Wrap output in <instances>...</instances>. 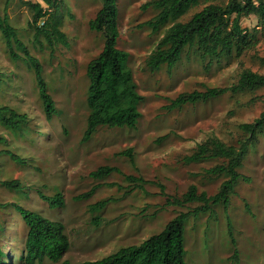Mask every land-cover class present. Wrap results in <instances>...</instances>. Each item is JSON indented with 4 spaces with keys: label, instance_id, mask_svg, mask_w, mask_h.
I'll return each instance as SVG.
<instances>
[{
    "label": "rangeland",
    "instance_id": "rangeland-1",
    "mask_svg": "<svg viewBox=\"0 0 264 264\" xmlns=\"http://www.w3.org/2000/svg\"><path fill=\"white\" fill-rule=\"evenodd\" d=\"M152 1L117 0V48L128 55L127 68L143 98L137 108L141 117L136 128L100 127L83 142L89 115L87 66L102 52L105 42L102 33L89 29V22L102 8V0H57L60 30L68 46L58 44L53 51L43 38L34 40L30 26L34 13L28 4L42 5L40 0H0V17L8 18L18 40L38 60L58 113L47 121L34 74L23 61V53L14 46L20 57L14 61L0 33V107L27 117L26 125L16 133L0 125V152L9 151L25 161L18 165L7 155L0 157V182L19 181L23 188L21 193L0 185L3 264H22L19 256L26 230L15 206L59 222L70 245L62 261L78 264L140 245L180 213L201 206H169L167 198L182 199L190 186H195L198 194L212 197L226 180L206 173L224 161L187 164L185 158L209 139L238 148L247 138L239 126L253 123L264 110V89L227 93L172 111L167 107L181 94L231 88L244 70L264 75L260 64L264 59V27L255 16L241 19L248 31L256 30L257 45L239 58L233 52L210 63L194 50L185 49L177 66H162L151 72L147 59L171 26L157 32L142 27L158 13L144 9ZM228 1L200 0L199 6L177 22L186 23L204 7L222 6ZM126 151H131L133 162L120 156ZM101 167L120 173L103 180L91 178L90 174ZM238 173L240 179L227 206L211 205L206 213L185 221L186 264H264V133L248 146ZM127 177L141 182L135 185ZM93 188L91 198L75 200ZM39 193L47 197L61 194L64 206L49 209ZM102 201H109L103 210L90 211ZM39 264L53 263L45 259Z\"/></svg>",
    "mask_w": 264,
    "mask_h": 264
},
{
    "label": "trees",
    "instance_id": "trees-1",
    "mask_svg": "<svg viewBox=\"0 0 264 264\" xmlns=\"http://www.w3.org/2000/svg\"><path fill=\"white\" fill-rule=\"evenodd\" d=\"M40 1L45 8L40 4H28L34 13L30 23L34 29V40L43 38L51 51L58 44L67 47V37L60 30L57 0ZM199 3L200 0H154L144 5V9L152 8L158 13L142 27L157 32L160 28L171 24L147 59L146 65L151 72L158 71L162 66L169 69L177 66L185 49L194 50L202 60L208 59L211 63L213 60L230 57L233 52L239 58L245 52L255 48L256 30L253 33L248 31L243 27L241 19L255 16L264 27V0H229L222 6L208 5L194 14L186 23L177 22L192 8L199 6ZM117 16V0H102V8L89 22V29L102 33L105 42L102 52L87 66L89 115L83 142H88L100 127L135 129L141 117L137 108L143 98L137 93L136 85L127 68L128 55L117 48L119 37ZM0 33L14 61L20 60L14 51V46L23 53V61L34 74L44 114L50 122L58 113L43 80L41 65L18 40L15 30L9 25L5 15L3 18L0 17ZM260 64L264 66V59H260ZM260 89H264V75L244 70L239 75L236 85L231 88H214L206 89L204 92L181 94L170 102L167 110L172 111L186 105L205 103L227 93L237 95ZM26 123V115L18 114L8 107H0V125L6 129L16 133ZM239 129L247 138L239 143L238 148L226 146L217 139H209L197 145L192 155L185 158L187 164L224 161L206 171L211 177L226 178L216 195L208 197L205 193L198 194L197 188L190 186L182 199L170 201L167 198L166 204L182 207L186 204L199 203L200 207L187 213H180L159 234L138 246L122 248L101 260L78 264H186L184 260L185 221L191 216L196 217L206 213L211 205H228L229 197L240 179L238 170L242 168L248 146L253 144L258 134L264 133V110L253 123L242 124ZM3 155L9 156L18 165L25 164L23 159L9 151H1L0 157ZM120 156H125L133 162L131 151L120 153ZM112 173L120 172L115 168L101 167L91 173L90 177L103 180ZM127 180L135 185L141 182L140 179L133 177H127ZM0 185L7 190L21 193L23 191L19 181H3ZM95 190L96 188H93L88 193L76 197L75 200H87L93 196ZM38 196L51 210L64 206L63 196L59 193L53 197H47L41 193ZM108 203L109 201L98 202L90 207V211H101ZM14 208L26 230L19 261L22 264H39L47 259L53 264H70L68 261H62L70 247L64 227L59 222L46 220L39 214L22 207ZM3 257L6 256L0 250V264H3Z\"/></svg>",
    "mask_w": 264,
    "mask_h": 264
}]
</instances>
